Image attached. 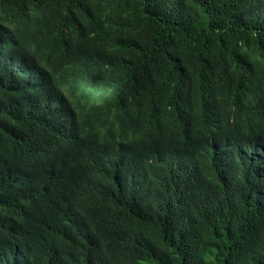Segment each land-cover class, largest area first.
Masks as SVG:
<instances>
[{
    "label": "trees",
    "instance_id": "trees-1",
    "mask_svg": "<svg viewBox=\"0 0 264 264\" xmlns=\"http://www.w3.org/2000/svg\"><path fill=\"white\" fill-rule=\"evenodd\" d=\"M264 264V0H0V264Z\"/></svg>",
    "mask_w": 264,
    "mask_h": 264
},
{
    "label": "rangeland",
    "instance_id": "rangeland-1",
    "mask_svg": "<svg viewBox=\"0 0 264 264\" xmlns=\"http://www.w3.org/2000/svg\"><path fill=\"white\" fill-rule=\"evenodd\" d=\"M140 264H158L154 259L146 257L141 260Z\"/></svg>",
    "mask_w": 264,
    "mask_h": 264
}]
</instances>
